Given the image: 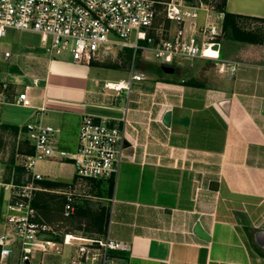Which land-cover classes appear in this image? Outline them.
<instances>
[{"label":"crops","instance_id":"1","mask_svg":"<svg viewBox=\"0 0 264 264\" xmlns=\"http://www.w3.org/2000/svg\"><path fill=\"white\" fill-rule=\"evenodd\" d=\"M224 10L217 60L168 64L150 52L154 61L136 71L145 80L116 103L92 64L52 61L40 42L21 45L9 31L0 41V233L4 186L20 181V160L33 153L26 124L59 129L54 156L36 164L43 177L34 205L45 220L64 223L62 192L78 182L60 152L76 151L83 116L125 117L116 179L81 181L73 214L88 220L87 231L101 232L114 197L110 235L131 244L118 264H264V0H226ZM22 93L26 107L14 103ZM87 203L98 206L82 211ZM49 204L59 215L47 214ZM196 222L208 241L193 233Z\"/></svg>","mask_w":264,"mask_h":264},{"label":"built area","instance_id":"2","mask_svg":"<svg viewBox=\"0 0 264 264\" xmlns=\"http://www.w3.org/2000/svg\"><path fill=\"white\" fill-rule=\"evenodd\" d=\"M225 4L226 0H0V41L9 31L34 34L50 60L66 55L77 65L103 63L125 50L149 51L168 64L217 60ZM144 80L132 63L128 81L107 82L103 89L115 94L116 103L121 93L128 96L132 85ZM5 88L6 84L0 85V90ZM3 100L0 92V103ZM14 103L26 107V95L20 94ZM127 105L128 101L125 111ZM127 125L125 117L116 121L83 116L76 151L60 152L73 161L78 182L62 192L64 220L84 197L81 181L116 179ZM58 132L41 122L24 126L23 136L33 153L20 160V181L4 186L9 199L3 209L0 264H118L120 255L131 251V244L110 235L114 197L107 200L101 232L49 222L34 205L36 182L43 177L36 164L54 156Z\"/></svg>","mask_w":264,"mask_h":264},{"label":"rangeland","instance_id":"3","mask_svg":"<svg viewBox=\"0 0 264 264\" xmlns=\"http://www.w3.org/2000/svg\"><path fill=\"white\" fill-rule=\"evenodd\" d=\"M13 33L16 35L15 37H17L18 42L21 45L37 46L39 43V38L32 34L18 33V32H13ZM170 33L171 35H173L174 33L173 28ZM66 57L67 56L65 55L63 58ZM153 59L154 58L149 51H142L134 54V52L131 50H125L124 52L119 54L118 60L114 61L113 59H107L103 63H92L91 68L93 69V71H96L99 74V83L101 86H103L105 82L115 83L120 80L128 81L130 77L132 63L135 71L142 70L145 72V68H146L145 66L150 64L151 60ZM118 63H120V65ZM203 64L206 69L213 66L211 62H206ZM92 191L93 194L99 193V189H97L95 186H93ZM49 205L50 207H48L47 214L59 215L60 210L59 208H56V204L55 205L49 204ZM85 206L86 208L81 209L82 211L84 210L91 211L92 207H97L98 205H94V204L90 205L89 203H87ZM78 215L76 214L68 219H65L64 223L73 228L88 229V220L80 218V216Z\"/></svg>","mask_w":264,"mask_h":264},{"label":"water","instance_id":"4","mask_svg":"<svg viewBox=\"0 0 264 264\" xmlns=\"http://www.w3.org/2000/svg\"><path fill=\"white\" fill-rule=\"evenodd\" d=\"M169 120H170V113L167 112L165 113V115L162 118V123L168 127L169 126ZM193 233L200 239L208 241L209 240V236L208 234L204 231V229L202 228L200 222H196L194 227H193Z\"/></svg>","mask_w":264,"mask_h":264},{"label":"trees","instance_id":"5","mask_svg":"<svg viewBox=\"0 0 264 264\" xmlns=\"http://www.w3.org/2000/svg\"><path fill=\"white\" fill-rule=\"evenodd\" d=\"M111 189H112V184H111V186H109V190L111 191ZM99 231V230H98ZM100 231H101V229H100Z\"/></svg>","mask_w":264,"mask_h":264}]
</instances>
